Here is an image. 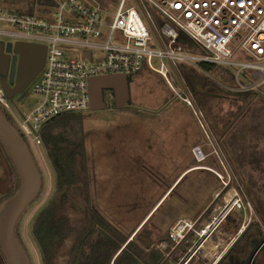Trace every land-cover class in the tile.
I'll use <instances>...</instances> for the list:
<instances>
[{
  "label": "rangeland",
  "instance_id": "1",
  "mask_svg": "<svg viewBox=\"0 0 264 264\" xmlns=\"http://www.w3.org/2000/svg\"><path fill=\"white\" fill-rule=\"evenodd\" d=\"M106 2L112 17L117 1ZM151 11L160 16L158 11ZM79 49L80 53L67 57H90L85 48ZM234 60L243 58L235 56ZM154 66L160 67L158 58H154ZM181 66L179 75L171 68L168 80L183 97L188 93L193 105L145 64L141 72L130 76L131 100L124 108H116L113 92L105 90L107 108L85 110L80 118L57 128L60 136L81 145L76 152L78 182L70 188L59 187L58 173L41 140L28 139L42 174V188L19 219L16 236L30 264H42L41 251L33 237L40 211L52 201L63 202L64 211L78 219L86 208L87 191L91 206L125 235V243L132 240L145 250H162L171 241V224L194 212L199 219L206 211L201 224L186 231L178 256L167 264L177 262L189 248H195L202 238L198 232L208 223L220 220L218 228L230 229L232 222L238 221L241 227L234 236L219 235L221 239L212 256L206 257L207 263L224 250L228 252L236 236L254 220L264 229V83L250 85L245 78L238 81L235 66L214 67L210 71L188 63ZM32 85L25 95L23 92L14 97L17 107H12L18 114L29 113L41 101ZM196 147L201 153L195 154ZM0 151L6 165L0 167L2 199L12 193L19 180L14 167L11 178L6 172L11 159L1 143ZM11 179L13 187L4 194ZM189 219L195 222L193 217ZM166 250L163 249L168 254ZM66 260L61 251L57 264H65ZM263 263L264 249L257 259V264ZM190 264L204 263L199 259Z\"/></svg>",
  "mask_w": 264,
  "mask_h": 264
},
{
  "label": "built area",
  "instance_id": "2",
  "mask_svg": "<svg viewBox=\"0 0 264 264\" xmlns=\"http://www.w3.org/2000/svg\"><path fill=\"white\" fill-rule=\"evenodd\" d=\"M116 1L111 17L106 0H0V40L47 46L45 65L31 82L41 97L36 107L18 114L0 87V108L26 141L40 139L42 127L52 118L88 110L89 81L95 76H131L146 64L168 80L171 68L179 75L182 64L202 69L200 63L206 62L235 66L238 81L264 83V0ZM183 37L189 41H181ZM79 47L90 57H67L80 53ZM235 56L243 60L235 61ZM154 58L160 60L159 68ZM169 84L192 104L188 93L183 97ZM200 151L195 148V154ZM194 227L195 222L185 220L171 226V251ZM192 249L172 264H189Z\"/></svg>",
  "mask_w": 264,
  "mask_h": 264
},
{
  "label": "trees",
  "instance_id": "3",
  "mask_svg": "<svg viewBox=\"0 0 264 264\" xmlns=\"http://www.w3.org/2000/svg\"><path fill=\"white\" fill-rule=\"evenodd\" d=\"M200 67L210 71L219 66L202 62ZM129 80L131 81V77ZM82 114L83 112H69L56 116L49 120L40 131V140L46 147L48 157L58 173L60 188H70L78 182L75 178L78 157L76 152L80 151L81 145L66 136H60L57 128L80 118ZM7 117L11 119L10 116ZM85 186L88 190L87 182ZM85 194L86 208L82 217L78 219H72L70 214L64 211L63 202L57 201H52L37 215L33 226V237L41 251L44 264H57L56 259L61 251L67 256L65 264H162V262L167 264L170 262V257L175 254V250L171 251L175 243L170 233V238H167L172 242L170 240L166 242L168 244L166 252H171L168 258L165 251L160 248L145 250L132 240L125 243V235L91 206L88 191ZM232 226L235 230L221 229V231L223 234L234 236L240 229L238 221H233ZM263 237L264 229L254 220L217 264H248ZM180 247H182L181 244ZM263 249L264 246L261 250ZM258 254L252 264H257ZM208 259L210 260V257Z\"/></svg>",
  "mask_w": 264,
  "mask_h": 264
},
{
  "label": "water",
  "instance_id": "4",
  "mask_svg": "<svg viewBox=\"0 0 264 264\" xmlns=\"http://www.w3.org/2000/svg\"><path fill=\"white\" fill-rule=\"evenodd\" d=\"M46 56L47 46L45 44L21 40L16 42L0 40V86L4 97L13 100L17 94L25 92L44 67ZM129 78L128 74L122 73L92 77L89 81V109L98 110L108 107L105 90L113 92L116 108H124L131 100ZM194 108L196 109L195 105ZM196 113L205 127L197 109ZM206 132L208 133L207 129ZM0 143L6 149L19 180L13 192L0 201V247L8 264H30L28 254L16 236V227L27 207L41 192L42 174L29 144L1 108ZM216 150L225 164L217 147ZM221 193H218L217 197ZM205 212L201 214L198 221ZM238 236L239 234L236 238ZM263 244L264 239L254 250L248 264H252Z\"/></svg>",
  "mask_w": 264,
  "mask_h": 264
},
{
  "label": "crops",
  "instance_id": "5",
  "mask_svg": "<svg viewBox=\"0 0 264 264\" xmlns=\"http://www.w3.org/2000/svg\"><path fill=\"white\" fill-rule=\"evenodd\" d=\"M187 40H188L187 38H183V41H184V42H187ZM188 41H189V40H188ZM141 71H142V70H141ZM141 71H140V72H141ZM135 75H137V74H134V75H132V76H135ZM131 81H132V79H131ZM131 81H130V82H131ZM188 216H189V215H188ZM197 216H198V214H196V212H194V213H193L192 215H190L189 217L184 216L185 218H182V217H181V218L177 219L176 221H178V220H185V221H189V222H190V219H189V218H190V217H193V221H195L196 226H198V225L201 224V223L199 222L200 220L198 221V217H197ZM196 218H197V219H196ZM176 221H175V222H176ZM175 222H174V223H175ZM191 222H192V221H191ZM174 223H173V224H174ZM173 224H171V226H172ZM208 224H210V225L215 224V226L217 225L216 222H214V223H208ZM232 224H233V222H232ZM238 225H239V228H240L241 225H240L239 223H238ZM171 226H170V228H171ZM234 227H235V226H234ZM237 228H238V227H237ZM217 229H218V231H217V234H218V235H222V234H223V232L221 231V229H222V230H223V229H226V230H229V231H230V230H231V231H232V230H235V229H233V226H232V225H231L230 229H229L228 227H226V228L220 227V228H216V230H217ZM223 231H225V230H223ZM242 231H244V230H242ZM242 231L239 233V236L241 235V233H243ZM239 236H238V237H239ZM238 237H237V238H238ZM237 238H236V239H237ZM202 239H203V236H202L201 240L198 241V243L195 245V248L192 249V251H191L190 254H192V255H194V256H193V258L189 261V264L192 263V262H198L199 259H200L201 261H203L204 264H205V263H206V264H209V263L206 262L207 259H206L205 256H204V252L201 250V248H197L199 244H202V243H201V242H202ZM235 241H236V240H235ZM235 241H233L232 245L234 244ZM163 243H165V242H163ZM181 243H182V242H181ZM181 243H180V244H181ZM165 244H166V243H165ZM180 244H178L177 247H175L174 249H172V252L175 250V254H176V256H178V255H177V252H178L177 250L179 249V245H180ZM232 245H231V246H232ZM231 246H230L229 250L231 249ZM176 248H178V249H176ZM196 248H197L198 250H197ZM189 249H190V248H189ZM195 249H196V250H195ZM229 250H228V251H229ZM187 252H188V250L186 251L185 254L182 252L184 255L179 256V258L185 256V255L187 254ZM175 254H173L170 258H172ZM188 254H189V253H188ZM226 254H227V251L224 253V255H226ZM224 255H223L219 260H221V259L224 257ZM197 258H198V259H197ZM201 258H202V259H201ZM219 260H218V261H219ZM263 264H264V263H263Z\"/></svg>",
  "mask_w": 264,
  "mask_h": 264
},
{
  "label": "bare ground",
  "instance_id": "6",
  "mask_svg": "<svg viewBox=\"0 0 264 264\" xmlns=\"http://www.w3.org/2000/svg\"><path fill=\"white\" fill-rule=\"evenodd\" d=\"M220 222H221L220 220L217 221L216 226H215V224L205 226L204 230L201 231L203 239L201 242L202 244L199 245V248H201V250L204 252L205 258L208 256H212L211 255L212 251H215L217 244H218V240L221 239L220 236L217 234L218 229L216 230V228H218ZM224 251L221 252L220 255L216 256V258H214L209 264L217 263V260H219L221 258V256H223Z\"/></svg>",
  "mask_w": 264,
  "mask_h": 264
},
{
  "label": "flooded vegetation",
  "instance_id": "7",
  "mask_svg": "<svg viewBox=\"0 0 264 264\" xmlns=\"http://www.w3.org/2000/svg\"><path fill=\"white\" fill-rule=\"evenodd\" d=\"M10 103L12 104V106L14 105L15 107H17V105H16V103H15V101H14V98H13V100H10ZM14 106H13V107H14ZM5 115H6V114H5ZM2 160H3V158H2V155H1V151H0V167H3V166L5 165V164L2 162ZM5 166H6V165H5ZM6 172L9 173V176H10V178H11V175L13 174V165H12V162H11V164H10L9 166L6 167ZM12 187H13V183H12V179H11V184H10L9 186H6L5 192H3V193H4V194H7V193H8V190H9V189H12ZM12 192H13V191H12ZM4 194H3V195H4ZM7 196H8V195H7ZM7 196H6V197H7ZM4 198H5V197H4ZM4 198L0 199V201H2ZM263 239H264V237L262 238V240H263ZM262 240H261V241H262ZM261 241H260V243H261ZM20 243H21V242H20ZM260 243H259V244H260ZM21 244H22V243H21ZM22 246H23V245H22ZM263 246H264V244L261 246V248L259 249V251L262 249ZM256 248H257V247H256ZM256 248H255V249H256ZM24 249H25V248H24ZM25 251H26V250H25ZM259 251H258V252H259ZM258 252H257V254H258ZM253 253H254V252H253ZM253 253H252V254H253ZM257 254H256V255H257ZM251 256H252V255H251ZM250 258H251V257H250ZM219 261H220V260H219ZM219 261H218V262H219ZM218 262H217V263H218ZM29 263H30V260H29ZM217 263H216V264H217ZM248 263H249V262H248ZM0 264H8V263H7V260H6L5 256H4V254H3V252H2L1 247H0ZM42 264H44V263H43V259H42Z\"/></svg>",
  "mask_w": 264,
  "mask_h": 264
}]
</instances>
